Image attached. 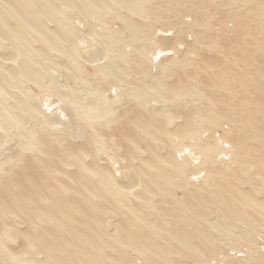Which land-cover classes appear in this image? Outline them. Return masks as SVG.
<instances>
[{
  "label": "bare ground",
  "instance_id": "1",
  "mask_svg": "<svg viewBox=\"0 0 264 264\" xmlns=\"http://www.w3.org/2000/svg\"><path fill=\"white\" fill-rule=\"evenodd\" d=\"M113 6H122L129 12H134L138 15L139 12H143L141 0H0V51L7 54H4L6 56L0 55V131L5 135L4 138L0 139V148H3L9 140L10 142L11 140L14 142L13 139H16L15 142H17L16 144H18L19 148L15 146L17 150H14V152L28 151L29 154H32H27V161L22 160L26 154L23 156L21 154V157L18 156V158H21V163L27 162L26 168L28 171H24L26 168H22L24 169L22 173H18L21 172L18 171L15 177L12 175L13 179H8L11 175H8V178H6L8 171L5 169V174L4 171L0 173L3 174V177L4 175L6 176L3 181H0V216L9 217V215L14 216L19 212H23L27 214L29 221L32 219L30 221L32 227L22 226L24 229L27 228L25 230L20 227L23 232L26 231V233H22L26 240L20 249L16 248L15 250L11 249L8 245L10 244L9 242L13 243L12 241L17 237L16 228L14 229L13 227L16 224L0 220V264H88L91 261L92 263L95 261L96 264H100L98 256L86 257L88 250H90L87 249L88 246L86 245L88 243L94 244V238L91 236L96 234L94 224L102 225L100 222L102 217L99 219L96 217L95 210L97 208L95 201L99 196L105 197V195L110 194L117 203L125 205L124 192H127L129 187L123 185L124 182L122 184V182L118 183L116 180V175L119 174V169L115 167L118 164L117 160L110 161V166L106 164V166H103L100 162L103 161L104 163L106 159L103 160L102 158L99 164L96 158H94L96 156L91 154L94 150L97 152L104 151L103 145H100L101 139H104V132H100L102 129L99 130V128H103L106 131L105 134L111 139L118 138V142L121 139L122 142H127L130 147L133 146L142 152L150 153L149 157L146 155L147 159L143 158L136 161L133 157L136 164L134 165L132 162L133 165H130L128 161V168L123 167L128 170L129 168L130 170L138 168L141 171V175H148L144 169L146 166L156 171V177L163 180L161 181L164 185L163 187H166L168 182L172 180L174 182H178L179 180L182 186H192L193 191L191 192L194 194L208 188L209 185H204L207 183L205 180L213 181L214 169L222 168L228 170V168H232L231 165L237 159L235 157L237 156L236 142L228 148L223 145L222 135L219 136L217 134V137H211L206 132L207 136H205V131L198 129L201 121H213L216 118L215 111L211 109L213 105H205L206 108L203 107L201 103L202 98H194L192 100L184 98L188 100H186V103H176L181 96L193 92V87H189L191 70L182 66L181 71L174 68V70H169V73L165 72L170 63L174 62L176 64L178 60L174 61L170 56H168V59L165 57L166 54L165 56L162 55L165 53L162 51H160L162 53L158 54L160 58L157 59L159 60H153V57L151 58L144 53L149 63L145 65L146 67L143 66L142 70L140 69L142 72H140L138 82L142 86L134 87L125 82L123 69L115 61L117 59L109 57L113 54L112 52L115 50V47H118V43L120 44L121 42L119 37L117 41V36L113 35L112 31V35L108 30H105L103 33L101 31V34L95 35L94 33L96 32L92 30L93 27L91 26L89 29L84 30L85 33H83V39L86 41L83 44L87 43L85 45L86 49L81 51L78 48V42L82 41V38L79 37L80 40L76 38L73 35V30L87 21L91 22L95 17L94 11L96 9L106 12L113 10ZM71 7L76 8L75 12L78 16H84L82 18L83 20L85 18V22L83 20V22L77 21V19L72 20L70 17L75 16V14H72V11H70L69 16L65 15ZM258 7L260 8L261 6L258 5ZM114 11L117 13L116 10ZM50 24L53 27H50ZM88 24L90 25V23ZM242 25H240V28ZM127 27V30L130 29L129 31L133 38L141 40V37H138L136 33V25L128 23ZM121 33L117 35L121 36ZM103 36L107 39L104 38L103 40ZM38 43L40 47H35V44L38 45ZM153 43L155 44V41H152ZM131 46H133V50L137 51V53H143V46H136V44ZM89 50L96 51V53L100 52L98 54L100 56L99 59L103 60L107 56L110 58L109 61L102 62L103 64L100 67L95 68L96 82L100 83V81H104L107 78H112V80L120 81V84L126 87L125 90L127 92L122 90L123 92L121 91L120 93V89L117 88L119 90H116L113 83L110 85L112 89L109 87L108 89L106 87V89L100 90H98L99 88H89L86 79L78 72L81 59L82 61H89L90 59L88 58L93 59L91 56L85 58L86 52L90 53ZM118 51L120 52L118 57L122 58L125 52L123 50ZM175 51H177V48L172 49L171 52ZM52 52L57 57L58 55L60 58L62 57L64 61L60 64L55 63L56 61L53 62L52 54H50ZM96 55L93 60H90L91 63L94 60H99ZM204 56L196 57H200L198 60L204 61ZM115 57L117 56L115 55ZM47 60L52 61L51 64L54 69L51 71L46 70L42 63ZM206 62L208 61L205 60L203 63L207 64ZM198 63L201 64L200 62ZM170 68L172 67L170 66ZM227 68L229 69L230 67ZM42 69L44 73L46 72V77H49V84L43 83V78H41L43 75L40 73ZM59 71L63 73V77L59 75ZM164 72L166 73L165 75ZM56 73H59L57 75L62 78H60L62 83L58 84V82L56 83L57 80H54L53 75ZM69 74L73 77L75 83H77V87L74 85L75 83L71 84L69 79H67ZM208 74L210 75V72ZM71 76L69 78H72ZM213 76H215V73ZM214 79L212 78L209 83L213 82ZM27 82H31L37 86L38 93L41 94L40 97H37L36 93H31L30 89L26 86ZM79 83L85 85V89L81 87L84 91H81L79 88L81 86ZM55 90L58 95L57 99L52 92ZM109 92L112 94H109ZM169 92L173 94L175 99L172 97L173 99L171 100L167 97ZM16 94L20 95L21 98H17ZM52 98L56 99V102ZM148 98L150 100H147ZM119 103L123 104V106L121 108L120 104V107L117 109L116 106ZM45 106L46 108L44 109L43 107ZM173 116H175L173 120L176 119L175 124H172L171 121ZM24 119L27 121H37L40 124L39 126L47 128V133L41 138H37L34 130L31 131L25 127ZM67 122L69 125L65 126ZM72 122L76 127L70 124ZM59 124L62 125L60 126ZM78 138H83L86 141H82L81 139L79 141ZM230 140L232 141L231 138ZM151 141H158L168 153L161 155L159 154L160 149H157L158 154L154 153L152 150H156V148L153 147L154 145L152 146L153 142L151 143ZM168 142L171 143V146ZM128 153L126 151L129 157L131 153ZM88 155H91V158L93 155L92 160H89L91 165L89 162H86ZM123 158L124 160H128L126 157ZM9 162L10 159L6 156L4 163L9 165ZM93 163L94 166H92ZM4 166L2 167L4 168ZM21 166L19 165L20 168L17 167L19 168L18 170H22ZM203 166L208 168L206 172L201 170V168H204ZM2 167L0 165V168ZM14 167L16 166L14 165ZM75 167L77 168L72 169L73 172L72 170H67V168ZM236 168L238 169V167ZM11 169L13 171L15 168L12 166ZM97 169L99 173L96 172ZM100 170L103 171L104 175H108V178L103 179L98 184L97 181H100L99 178L101 177ZM134 172L135 169L133 170ZM136 174L137 170L133 176ZM139 175L137 174L136 176L141 179ZM131 176L129 175V177ZM1 178L0 180H2ZM121 178L122 175H120L119 180ZM124 178L126 179L125 176ZM92 179L97 183L95 184ZM229 183L223 187H221L223 184L219 186L222 190L219 195L211 191L209 192L210 196L214 195L220 198L215 209L210 211V213L212 212L211 215H213L211 219L207 217L206 212H200V208L206 205L202 201L203 197L202 200L197 202L195 200L196 203H192V201L185 202V194H182V197L176 196L173 202H168V205L160 208L159 211H157L159 209L157 207L158 209H154L153 212L149 204L150 202H147L148 199L145 196L147 191L139 187L138 190L143 189L144 192L142 190L138 192L137 190L136 194L135 192L132 194L136 198V225L127 222L119 225V228H116L117 235L119 231L123 235L122 238L118 237L120 238L119 240L125 244L136 246V257L139 258L136 259V262L142 261L144 264H170L169 253H181L182 250L188 248L191 243V235L192 237L196 236L202 242L209 240L210 236L206 233V230H203V227L198 226L193 227L191 230L189 229L188 221L193 215L201 219L198 222H206V225L209 224L213 230L221 235H225L234 226L233 223L237 219L244 225V228L240 231V236H243L245 239L247 237L246 234L255 229L254 224L256 222L248 218V215L243 210L245 208L239 207L233 200V197L242 205L259 211L263 216L264 199L257 200L253 196V192L243 191L244 189L241 190L242 187L239 188L235 184V186H230ZM186 188L185 191L187 192ZM130 191L132 192V189ZM168 191L170 192V190ZM189 192L187 193L191 196V192ZM127 193L130 192L128 191ZM92 197H97L95 200L93 199L94 203L91 202ZM187 199L190 200V197L188 196ZM106 200L103 199V201ZM99 202L97 200L96 204ZM210 202L213 205L215 204L211 199ZM144 209L150 210L149 213L151 212V215L155 213V217L150 218L149 214H144ZM37 220L40 223L44 222L51 225L53 230H50L48 233L47 229L43 230L46 224L44 226L42 224L34 225V221ZM23 224L27 225L26 222ZM256 224L258 225V223ZM48 225H46V228ZM115 226L118 227V225ZM243 231L244 233H242ZM40 234L43 238L38 237L41 236ZM122 235L119 234V236ZM82 236L88 238L86 239L87 243L81 242ZM246 239L249 240V237ZM119 240L117 241L119 242ZM157 240H162V245H159ZM223 242L226 243L225 241ZM33 244L39 250L37 247L34 250L30 249L29 247L34 246ZM174 244L177 245V248H174ZM35 250L40 252L41 257L44 254V258H41L42 260H39L40 258L36 255L33 256V254H36ZM84 253L86 254L84 255ZM121 259L117 264H129V262L125 261V255ZM236 260L239 259L237 258ZM248 262L245 264H248ZM231 263L234 264L233 262ZM237 263L244 264L240 261H237Z\"/></svg>",
  "mask_w": 264,
  "mask_h": 264
},
{
  "label": "rangeland",
  "instance_id": "2",
  "mask_svg": "<svg viewBox=\"0 0 264 264\" xmlns=\"http://www.w3.org/2000/svg\"><path fill=\"white\" fill-rule=\"evenodd\" d=\"M253 1L252 0H141V9L143 10V12L142 11L139 12V15L134 12H129L126 8L122 6H113L114 7L113 10H108L106 12L99 11L98 9H96L94 11L95 17L94 19H92L91 22H88V21L85 22L84 21L85 18L84 20L82 18L84 16H78L75 12L76 8L74 7H71V9L65 13V15L69 16L70 11H72V14H75L76 16L75 17L71 15L72 17L70 18H72V20L77 19V21L83 20L85 22L83 25H80L78 26V28L76 27L77 29L75 28L73 30L74 32L73 35L76 38H79V37L82 38V41L78 42L79 44L78 48H80L81 51L86 49L85 45H87V43L85 45L83 44L84 42H86L83 39V33H85L84 30H86L87 28L89 29L91 26L93 27L92 30L96 32L94 33L95 35H97L98 33L101 34V31L103 33L105 30H108L111 35L113 32V35L117 36V41H118V37L120 38L121 40L120 44L118 43V47H115V50L112 52L113 54L111 55L113 56L110 55L109 57L113 59L115 58L117 59L115 61H117L118 62L117 64H119L121 69H123V73H124L123 77H124L125 82L128 83V85H131L134 87L142 86V84L138 82V80L140 79V72H142L140 71V69L142 70L143 69L142 67L143 66L146 67L145 65L149 63L148 58L144 56V53H146V55L150 56L151 58L153 57V60L154 59L159 60L157 59V58H160V56L158 57V54L165 52L162 55L165 56L166 54L165 57H167L168 59H169L168 56H170V58L174 59V61L178 60V62H176L177 65L174 62L170 64L168 63L169 64V67L167 66L168 70L167 68L165 70V72L167 71V73H169V70H174V68H176L178 71H181L180 69L182 68V66L191 70L190 71L191 73L189 76V87H193V92L188 93L187 95L185 94L181 96V98L178 99V102L176 103L183 104V103H186L187 99L192 100L194 98L195 99L202 98L201 103L203 104V107H205V105L206 106L213 105L211 109L215 111L216 118H214L213 121H206V120L201 121L200 122L201 124L198 127V129L200 131L204 130L205 134L207 132L208 136H211V137H217L218 135L219 136L222 135L221 138L223 139L222 140V142L224 143L223 145L227 146L228 148L234 142H236L235 144L237 148L236 146L235 148L237 149L236 150L237 156L235 157L241 160L240 161L234 158L236 159L237 163L235 161L231 165L232 168H228V170H225L222 168H219V169L213 168L214 169L213 170V181L212 180L208 181L206 179L205 181H207L208 184L206 182H205L206 184L204 183L203 184L206 186L209 185L208 188H206V190L198 191L197 194H200V195H197L191 192L193 191V188H191L192 186H188V187L182 186V183L180 184L179 180L178 182L177 181L174 182L172 180L171 182H168L166 187H163L164 185L161 183V181L163 180L158 179V177H156L157 175V173H155L156 171L155 170L153 171L151 170V168L149 169L146 166L144 169L148 175L146 174L141 175L140 174L141 171L138 170V168H134L135 172L137 170V174L138 175L140 174L139 177H141L142 180L139 179L138 176H136L137 174L135 175L136 178L135 176H133V174H135V172L133 173V170H134L133 168L132 170H130L129 168V170L132 171L131 172L132 174L131 173L127 174L128 172H130L127 169L128 168L127 165L129 166V164H127L128 161L130 165L132 164V162L135 165L137 160H140L143 158L147 159V156L149 157L150 153L142 152L141 150L133 146L130 147L127 142H122L121 139H119L120 142H118V138L111 139L109 138L108 135L105 134L106 131H104L103 128H99V130L100 129L103 130V131L101 130L100 132L102 133L104 132L103 134L104 139H101V142H100V145H103L102 148L104 149V151L97 152L96 150H94L93 153L91 154L96 156L94 158H96L97 163H99L100 160H102V158L103 160L106 159L104 160V163L103 161L100 162L103 166H106V165L110 166L111 165L110 161L117 160L118 164L116 163L117 165H115V167L119 169V174L116 175V180L118 183L122 182L123 184L124 182L123 185H126L129 187L128 191L130 193H127L128 191L124 192L125 193L124 194L125 205L117 203V201L114 200V198L110 196V194L105 195V197L99 196L100 198L97 196L99 199H102V200H99L97 197L91 198L92 199L91 202L93 203H94L93 199L95 200L96 198L98 202L100 201L97 204H96L97 200L95 201V205L97 208L95 212L99 216L98 217L96 215L98 219L102 217L101 221L99 220L102 223V225L97 224V223L94 224L96 228V232H95L96 234L91 235V236L95 240L93 239V243H94L93 245H91L90 243L86 245L88 246L87 249H90L88 250V255L84 253V255L86 254L87 258L92 257V256H98L100 264H113V263L117 264L119 263V260H122L121 257L125 255V261L129 262V264H144L142 263V261L136 262V259H139L138 257H136V249H135L136 246L128 245L120 241L119 239L122 238L123 235L119 233L120 231L118 232V235H117V230H116V228H119V225H121L123 222H127L130 224L133 223L134 225H136V198L132 196V194H134V192L136 194V191L138 190L139 187L140 188L142 187L144 188V190L147 191V193H145V196H146V199H148L147 202L148 203L150 202L149 204L151 205L152 211L154 209L157 210L158 208L159 209L157 211H159L160 208H163L164 206L168 205L167 204L168 202H173L176 196L182 197V194H185V197H184L185 202L192 201V203H196L197 201L202 200V197H203L202 201L203 203H206V205L200 208V212L201 211L206 212L207 217H209L210 219L213 218V215H211L212 212L210 213V211L215 209V206L218 205L217 202L220 198L219 196L217 197H215L214 195L210 196L209 192L211 191L219 195L222 192V190L219 188L221 184H223L221 186L223 187L230 182L229 183L230 186L236 185L239 188L242 187L241 190L244 189L243 191H249L250 193L253 192L255 194V195L253 194V196H255L257 200L264 199V0H260V1L253 0ZM262 3L263 5H261ZM258 5L261 7L259 8ZM114 10H116L117 13ZM88 23H90V25ZM128 23L131 25H136V33L138 34V37H141V40L133 38V36L131 35L129 31L130 29L127 30ZM240 25H242L241 28H240ZM49 26L53 27L52 24H50ZM94 26L96 27V29ZM242 30L243 32H241ZM120 33H121V36L117 35ZM104 38L106 37L103 36L102 39L104 40ZM152 41H155V44L154 43L152 44ZM142 42L144 43L143 45H142ZM62 44L64 46V43ZM135 44L136 46L138 45L143 46L142 54H139L137 53V51L133 50L134 48L131 45H135ZM39 45H40L39 43L38 45L35 44V47ZM174 48H177V51L171 52L172 49ZM118 50H123L125 52L122 58L118 57V55L120 54ZM89 51L90 53L86 52L85 58H88L91 56L94 59V56L97 54L96 55L97 59H99L100 56H98V54L100 52L96 53V51L94 52L93 50H89ZM2 52L0 53V55L3 54L1 56L7 55L5 52L4 53ZM199 53L202 56L205 55L204 56L205 60L208 61L206 62L207 64L203 63L205 62V60L204 61L198 60L200 59V57L199 58L197 57L201 56ZM209 53L211 54V56H209L210 55ZM50 54H52L53 60L52 59L51 60L53 62L56 61L55 63L60 64L64 61V59L62 57L60 58L59 55L57 57V55L54 54V52ZM213 54L214 56H212ZM115 55L117 57H115ZM110 58H108L107 56L104 58L105 60L104 59L103 60L99 59L96 61L94 60V62H96L95 64L94 62L92 63L90 62V60H93L92 58H88L90 59L89 61L88 60L82 61L81 59L79 62L80 67L78 68L79 70L78 72L84 79H86L88 83L87 85L89 86V88H92V89L99 88L98 90H100V89H106V87L108 89L109 87L110 89H112L110 85L113 83L115 85L114 88H116V90L120 89L119 91L121 93V91L122 90L124 91L126 87L124 85L122 86L120 84V81L112 80V78H107L104 81H100V83L96 82L97 76L94 74L96 70L95 68L100 67L104 62L109 61ZM179 58L180 60L181 59L182 60L180 61ZM191 60H194V61H191ZM52 61L47 60V61L42 62L46 70L48 69L51 71L52 69H54L53 65L51 64ZM189 62H192L195 65ZM198 62H200L201 64H199ZM211 63L212 65H210ZM170 66L172 68H170ZM227 67H230V68L228 69ZM213 69L215 70V72ZM60 72L61 71H59V73ZM165 72H164V75L166 74ZM209 72H210V75L208 74ZM40 73L43 75L41 77L43 78V81H44L43 83L49 84V77H46V72L44 73V70L42 69ZM52 73L54 74V72ZM59 73H56L55 75H53L54 80L56 79L57 81L56 80L55 81L56 83L58 82V84L62 83L61 81L62 78L57 75ZM214 73H215V76H213ZM59 75H61L62 77L64 76L63 73H60ZM70 76L71 75L69 74L67 79H69V82H71V84H74L75 80L73 79L72 76H71L72 78H69ZM212 78H215L216 80L214 79L213 82L209 83L212 80ZM79 84L81 85L79 87L81 91H84L85 85L83 83L82 84L79 83ZM74 85L77 87V83H75ZM26 86L28 89H30L31 93L33 94L36 93L37 97L41 96V94L38 93L39 91L35 84L31 82H27ZM81 87H83L84 89ZM60 88L62 87L60 86ZM52 92H53V95H55L57 99L58 95H57L56 90ZM109 94H112V93L109 92ZM16 97L21 98V96L18 94H16ZM167 97L171 100L174 98L173 94L170 92L167 94ZM184 98H187V99H184ZM56 99H53V100L56 102ZM147 100H150V98H148ZM121 103H119L116 106L117 109L118 107H120ZM122 106L123 104H121V108ZM43 108L45 109L46 106ZM53 109H55V107H53ZM174 117L175 116L171 118L172 124L176 123V119L173 120ZM41 122H42V119H41ZM24 123L26 124L25 127L28 130L35 131L37 138L39 137L41 138L42 136H44L45 133H47L46 132L47 128L39 126L40 124H38L37 121L36 122L31 121V120L27 121L26 119H24ZM74 123L72 122L70 124L76 127ZM67 125H69L68 122L65 123V126ZM112 125H115V124H112ZM207 134L205 136H207ZM4 137L5 135L3 134V132L0 131V139ZM230 138L232 139V141L230 140ZM78 139L79 141L85 140L83 138H78ZM13 140L14 142H12L11 140L12 142L11 143L9 140L3 146V148H0V165L1 167L5 165L4 168L3 167L0 168V171H1L0 173L4 171V174H5L6 173L5 170L8 171L6 173L7 177L5 175L3 177V174H0L1 175L0 177H2L1 178L2 180L0 181H3L5 177L8 178V175H11L9 176L8 179L12 178V175L13 177H15V174L22 173V171L24 170L22 168H26L27 162L22 161L23 163H21V158H18V156L21 157V154L22 156L26 154L24 156L25 158H22V160L24 159V161H27L26 157L28 155H32V154H29L28 151L14 152V150H17L16 147H18L17 146L18 144H16L17 142H15L16 139H13ZM151 143H152V146L154 145L153 147L156 148V150H152L154 151V153L158 154L159 149H160L159 154L161 155L162 154L165 155L168 153L166 152V149L163 148V145H160L158 141H155V142L151 141ZM169 144L171 146V143ZM125 148H128V149H125ZM124 150H126L127 153L130 152L131 155L128 157L129 153L126 154V151ZM96 152L98 153V155ZM93 155H92V158H93ZM6 156L10 159L9 165L7 163H4ZM87 157H88V160L86 159V162H89V160L90 161L92 160L91 155H88ZM123 157H126V159L128 160H124ZM133 157L135 158L136 161L134 160ZM13 161L14 162L16 161L17 163L18 162L19 163L17 164L15 162L14 164ZM238 163H239V166H238ZM244 163L247 164L248 166L245 165ZM14 165L16 167H14ZM19 165L20 166L22 165L21 166L22 170H18L20 168ZM12 166L13 168H15L13 169V171L11 169ZM92 166H94V163ZM203 167L204 168H201V170L206 172L208 168H205L206 166H203ZM236 167H238V169ZM76 168L77 167L67 168V170L70 171ZM124 170L128 172L126 171L124 172ZM18 171H21V172H18ZM24 171H28V169L26 168ZM98 171L99 170L97 169L96 172ZM100 173H101L100 174L101 177L100 176H99L100 178L98 177L100 181L96 180L98 178L95 179L98 182V184H100V182L103 179L108 178L107 177L108 175L107 176L104 175L102 170H100ZM226 173H229V174L226 175ZM120 175H122V178L119 180ZM129 175L130 176L132 175V176L129 177ZM124 176L126 177V179L124 178ZM130 179L131 181H129ZM136 179L138 180L136 181ZM97 182L94 181L95 184ZM128 182H129V185H128ZM209 182H212L213 184ZM137 184L140 186H138ZM130 185L133 186V188H131L132 192L130 191L131 190ZM185 188L187 189V192L189 191L191 192V196L185 191ZM139 190L143 191V189H139ZM168 190H170V192ZM156 194L157 196H155ZM188 196L190 197V200L187 199ZM151 198L152 200H150ZM103 199L104 200L107 199V200L103 201ZM210 199L215 202L214 205L212 204V202H210ZM233 200L236 202V204L239 207L242 206L243 208H245L243 210H244V213L248 215V218L252 219L253 221L255 220V222L258 223V225L256 223L254 224L255 229L253 231L248 232L246 234L247 237H245L244 239L243 236H240L241 235L240 231L244 228V225L241 221L236 219L233 223L234 226L231 227L230 230L225 235H221L220 233L213 230V228H211V226L208 223H207L208 225H206L205 224L206 222H203V221L198 222V220L200 221L201 219L193 215L188 221L189 229L191 230L193 227H198V226L203 227V230L204 231L206 230V233L210 236L209 240L202 242L198 240L196 236L192 237L191 235L190 236L191 243L189 246L190 248L189 247L185 248L184 250H182L181 253H175V252L169 253L170 254L169 255L170 264H230V262H233L234 264H238L237 261H240L244 264L248 261H250L248 262V264L249 263L250 264H264V222H263L264 216L259 211L253 210L252 208L248 206L242 205L234 197H233ZM104 202H106L108 205ZM149 211L150 210H147V209L143 210L144 214L146 215L149 214L148 216H150V218L155 217L154 215L155 213L154 214L152 213L151 215V212L149 213ZM11 216L10 215L9 217L0 216V220H4L6 222L16 224V226H13L14 229L16 228L15 231H17L16 232L17 237L15 239L16 241L13 240L12 241L13 243L8 241L10 244H12V246H10V244L7 243L9 244L8 246L11 249L15 250L16 248L20 249L21 246L23 245V242H25L26 240V238L22 234V233H26V231L23 232L21 230L23 228L22 226L32 227V223L30 222L32 219H30L29 221L27 214L23 212H19L16 215L12 217ZM25 222L27 225L25 224L22 225V223H25ZM35 224L37 225L42 224L43 226L44 224L48 225L47 223H44V222L40 223L39 220L34 221V225ZM46 225L44 226L45 229L43 230L47 229L48 233L50 232V230H53L51 225H48L47 228H46ZM115 225H118V227H116ZM145 228L147 229V227ZM25 229L23 228V230ZM115 233H116V236H115ZM242 233H244V231ZM119 234L122 236H119ZM38 237L43 238L42 235ZM248 237H249V240L251 241L246 239ZM86 239L88 238L85 236H82L81 242L83 241L84 243H87L88 241ZM117 240H119V242ZM223 241H225L226 243H224ZM157 243L160 245L163 242L162 240H157ZM33 245L34 246L29 247V248L34 250L35 247L37 246H35V244ZM173 246L174 248H177L176 244H174ZM34 252L36 254H33V256L35 255L38 256V258H40L39 260H42L44 258L43 257L44 254H42V257H41L40 252H37V250H35ZM118 256L119 257L121 256V257L119 258ZM152 258L154 257L152 256ZM237 258L239 260H236ZM91 263L92 261L88 264H91ZM8 264H12V263H8ZM80 264H87V263H80ZM92 264H96V262L93 261Z\"/></svg>",
  "mask_w": 264,
  "mask_h": 264
}]
</instances>
